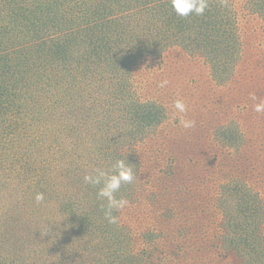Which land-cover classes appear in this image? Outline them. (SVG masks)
<instances>
[{"label": "trees", "instance_id": "1", "mask_svg": "<svg viewBox=\"0 0 264 264\" xmlns=\"http://www.w3.org/2000/svg\"><path fill=\"white\" fill-rule=\"evenodd\" d=\"M255 1L253 14L264 19V0ZM223 3L208 0L203 15L182 17L171 0H0V264H164V223L143 230L151 211L135 195L136 179L122 185L117 196L128 204L113 215L138 210V231L119 218L108 222L99 186L84 176L97 168L111 172L121 159L137 174L134 149L161 134L167 110L144 96L140 69L154 74L180 49L204 59L218 86L235 83L242 49ZM243 99L238 122L220 109L218 123L203 127L234 160L220 169L231 162L236 175L219 181L212 202L225 215L219 238L194 246L215 249L222 260L214 264H264V196L248 178L249 169L259 175L264 166L263 149L258 164L249 155L248 133L257 136L264 124L253 121L249 128L250 117H241L261 98ZM149 197L163 202L171 229L186 219L164 197ZM209 204L201 217L210 213ZM186 230L182 241L190 237Z\"/></svg>", "mask_w": 264, "mask_h": 264}, {"label": "rangeland", "instance_id": "2", "mask_svg": "<svg viewBox=\"0 0 264 264\" xmlns=\"http://www.w3.org/2000/svg\"><path fill=\"white\" fill-rule=\"evenodd\" d=\"M223 2L238 26L235 31L242 49V60L235 72V83L226 87L218 86L211 66L204 59L189 56L180 49L171 50L164 58L163 65L154 70V74H151L147 67L139 72V79L145 84L141 86L145 90L144 96L158 99L164 104L168 114L159 132L161 134L150 140L149 144L138 145L137 150L134 149L138 168L140 167L136 174L135 195L139 194L151 211L145 228H142L149 230L154 227V223H164L161 229L164 235L168 236H162L161 248L166 258L164 264H209L208 254L215 258L213 264L221 259L213 254L215 249L208 252L209 248L195 250L194 246H211V243L219 238L225 215L218 210V205L212 202L216 201L220 194L219 181L223 179L224 182H229L236 177L235 165L231 163L234 162L232 157L224 155L216 134L204 130L203 127L211 120L218 123L222 116L220 109H223L224 115L228 110L229 118L235 115L238 122L236 106L240 101H244V95L254 97L255 102L261 98L259 105L264 106V19L259 14H253L256 1ZM150 61L152 63V60ZM177 100L186 105V113H180L175 108ZM221 106L222 108H219ZM256 107L252 105L247 112L241 114L242 118L250 117L249 128L253 121H257L258 125L264 124V110L258 112ZM181 118L195 121L194 127H183ZM245 122L242 120V125H245ZM248 134V139L253 142H248L251 153L249 155L253 163L258 164L257 154L261 149L263 153L260 154H264V130L257 131V136ZM226 159L231 161L230 165L221 170L219 165H224ZM260 169L263 171H260L259 175L249 169L248 178L264 196V166H260ZM149 196L164 197L176 210H184L186 219L176 221L174 229H171L164 219L163 202ZM191 198L196 200L195 204L188 203ZM208 203L210 213L201 217V211ZM191 209L197 210L196 216H190L192 219L188 221ZM262 212L264 213V210ZM138 213V210L130 209L126 214L118 216L121 219L119 223L125 228L138 231ZM186 225L189 230H186ZM185 230L191 231L190 237L182 241ZM232 261L234 260L219 264H232Z\"/></svg>", "mask_w": 264, "mask_h": 264}, {"label": "clouds", "instance_id": "3", "mask_svg": "<svg viewBox=\"0 0 264 264\" xmlns=\"http://www.w3.org/2000/svg\"><path fill=\"white\" fill-rule=\"evenodd\" d=\"M171 5L179 16L187 17L193 14L200 16L208 8V0H171ZM175 108L180 113H186L187 111L186 105L181 100L175 102ZM262 110H264V106L257 105L256 111ZM180 123L185 128H191L195 125V121L183 118H181ZM136 178V173L132 166L122 159L116 161L111 172L97 168L93 173L84 176L85 183L99 186L97 198L106 201L104 215L109 223H117L118 217L113 215V212L122 210L128 204V200L124 197H118L117 193H119L123 184H130ZM36 199L39 202L43 199V196L37 195ZM49 232L46 231L44 235H47Z\"/></svg>", "mask_w": 264, "mask_h": 264}]
</instances>
